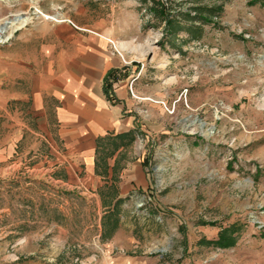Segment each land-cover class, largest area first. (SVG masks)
I'll use <instances>...</instances> for the list:
<instances>
[{
	"label": "rangeland",
	"instance_id": "obj_1",
	"mask_svg": "<svg viewBox=\"0 0 264 264\" xmlns=\"http://www.w3.org/2000/svg\"><path fill=\"white\" fill-rule=\"evenodd\" d=\"M19 15L26 35L130 47L112 103L124 85L135 125L122 157L143 160L148 182L117 207L116 188L88 192L75 171L73 188L40 183L45 155L9 176L18 156L0 160V264H264V0H0V29ZM25 113L36 132L11 144L49 151L30 120L42 116Z\"/></svg>",
	"mask_w": 264,
	"mask_h": 264
},
{
	"label": "crops",
	"instance_id": "obj_2",
	"mask_svg": "<svg viewBox=\"0 0 264 264\" xmlns=\"http://www.w3.org/2000/svg\"><path fill=\"white\" fill-rule=\"evenodd\" d=\"M10 22L3 25L7 33ZM22 27L14 29L12 34L18 32L17 35L10 36L11 41L0 49V124L6 131L3 137L6 146L0 149V160L18 156L16 163L3 166L2 173L7 172L9 176L15 168L20 173L22 157L32 153L34 157L45 155L44 161L34 166L40 183L49 182L45 179L49 173L51 182L73 188L79 183V178L78 183L73 181L75 171L83 174L88 192L103 186L116 188V196L111 197L113 204L133 190L144 188L148 181L143 160L122 157L132 144L125 140L109 155L103 152L110 148L107 137L134 129V119L123 114L127 112L123 102L127 99V88L124 85L115 88V96L120 101L116 104L107 99L103 88L106 75L127 64L124 61L130 47L116 44L120 54H115L104 37L26 35ZM77 42L86 47L74 48ZM28 105L42 116L30 120L53 143L49 151L35 147L16 149L11 144L14 131L17 143L27 130L36 132L27 127L25 108ZM101 139L104 142L99 147ZM48 156L52 157L49 161Z\"/></svg>",
	"mask_w": 264,
	"mask_h": 264
},
{
	"label": "trees",
	"instance_id": "obj_3",
	"mask_svg": "<svg viewBox=\"0 0 264 264\" xmlns=\"http://www.w3.org/2000/svg\"><path fill=\"white\" fill-rule=\"evenodd\" d=\"M115 73H116L115 70L110 71L106 75L105 80H104V92H105L107 99L111 102H114V96H113V89H112V84L110 83V80L113 77H115ZM133 138H134L133 132L131 131L130 133H127V134H121V135H117L115 137H107L106 140H108L111 144H113L114 148L117 149L119 146H121L125 143V140H127L128 143H130L133 141ZM102 142H104L103 139L99 140V147H100V144H102ZM106 155H109V153ZM123 201H124L123 199H119L115 205L118 207L121 203H123ZM117 227H118L117 220H115L112 227H111V231H114ZM226 242H227L226 237L223 236V239H222V241H220V243L223 246L224 245L228 246V243H226Z\"/></svg>",
	"mask_w": 264,
	"mask_h": 264
},
{
	"label": "bare ground",
	"instance_id": "obj_4",
	"mask_svg": "<svg viewBox=\"0 0 264 264\" xmlns=\"http://www.w3.org/2000/svg\"><path fill=\"white\" fill-rule=\"evenodd\" d=\"M29 21L28 18H21V17H18L17 19L13 20L11 22V27L12 29L10 30V34H6V35H3L4 33H7V29L6 27H2L0 29V42H3L5 40H7L10 36H11V33L13 32L14 29H17L18 27H22L23 25H25L27 22Z\"/></svg>",
	"mask_w": 264,
	"mask_h": 264
}]
</instances>
